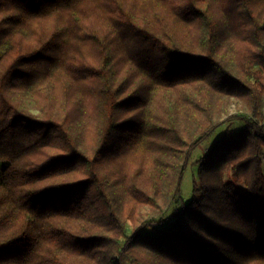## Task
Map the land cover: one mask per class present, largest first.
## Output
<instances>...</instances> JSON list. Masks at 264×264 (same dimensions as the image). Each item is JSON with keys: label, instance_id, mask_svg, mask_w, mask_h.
<instances>
[{"label": "trees", "instance_id": "trees-1", "mask_svg": "<svg viewBox=\"0 0 264 264\" xmlns=\"http://www.w3.org/2000/svg\"><path fill=\"white\" fill-rule=\"evenodd\" d=\"M0 264H264V0H0Z\"/></svg>", "mask_w": 264, "mask_h": 264}, {"label": "rangeland", "instance_id": "rangeland-1", "mask_svg": "<svg viewBox=\"0 0 264 264\" xmlns=\"http://www.w3.org/2000/svg\"><path fill=\"white\" fill-rule=\"evenodd\" d=\"M243 125L240 122H231L223 124L208 140L202 143L199 148L193 153L189 166L186 169L183 182H182V197L186 201L191 196V184L192 179L196 176L197 162L199 159L205 155L206 151L214 145L220 138L223 137L225 130H229L231 134H235L241 131ZM236 186H240L239 183H236Z\"/></svg>", "mask_w": 264, "mask_h": 264}]
</instances>
